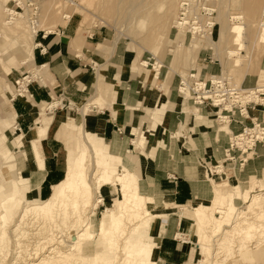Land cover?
Segmentation results:
<instances>
[{"label":"rangeland","instance_id":"rangeland-1","mask_svg":"<svg viewBox=\"0 0 264 264\" xmlns=\"http://www.w3.org/2000/svg\"><path fill=\"white\" fill-rule=\"evenodd\" d=\"M182 1L183 0H174L172 4H168V0H0V35L2 34V31L5 32L8 29L7 27L9 25L5 23L12 21V19H15L17 17L16 15L19 14V18L24 19V21L22 22L24 23V25L32 26L35 22H39L42 25V30L36 36V44L34 46L36 47L37 41L42 37V35L57 32L58 28L66 26L68 22L73 18V21H76L80 27L77 42H84L85 37L89 36L88 32L91 29L103 28L104 30L108 31L110 37H113L114 40L105 43V45L99 48L100 50H104L107 54L109 53L110 55L113 50L109 51V49L118 39V41L122 42L120 45L121 50L125 48L127 50L126 60L131 57V61L129 63L126 61V63L134 73L142 75L143 73H146L144 72V70L154 71V69L156 68L155 71H157L158 68H161L159 73L160 75L158 76V79H160L154 81L155 84L153 83V85H151V82L147 81V83H145L142 88L143 91L140 89V92L138 94L142 99V102L139 104L138 109L142 113L140 125L135 129V132L132 135L126 133V131H121V135H118L119 137H122L123 140L119 138L120 143L118 147L113 148V152L121 153L124 157H127L129 155V153L126 152L127 150H132V146L130 144L131 140H137L139 133L147 130L153 122V120L150 119L152 109L144 106L145 101L149 100L151 92H153L154 94H158L159 86L162 84L163 80H166L168 78L171 70L174 71L172 88L176 89V94H173L170 103L167 104V110L175 109L177 98L179 99V106L181 104V101L185 102L183 108L179 107L178 109L179 112L182 111V113H178V116L180 117L179 129L175 128L174 130H170L172 133H175V135H168L167 137V140L171 138V141L166 145V148L170 150L166 153L169 154L162 156L161 159L162 163L173 164H179L181 162V159L186 160L187 163L189 161L188 164L192 166V170L194 172L184 174H170L169 180L175 182L178 179V175L191 180H196L198 172L202 176L206 171H210L212 173L210 179L202 180L203 186L201 188V191L192 199L193 201L191 203L197 201L207 202L211 200L213 197L212 185L213 189L215 185L213 180L219 179L221 174L226 175L228 178H231L233 180L232 183L241 186L240 188L239 186L230 183L229 186L221 190L218 189L215 200L210 202L211 204L209 206L204 207L206 209V217L208 218L210 223L214 225L213 222L218 217H223V215H225L227 212L232 211L236 208L242 210L249 207L248 205H245L241 200L231 202V196L234 195L236 187H239L241 191H247L252 188L253 190H250L253 193H251L250 195L251 198L255 196L263 198L264 192L259 193L258 191H262V187L264 185L257 186V184H254L251 187L250 185L252 179L256 178L258 180L261 179L264 175V140H261L255 146H252V148L249 149V152H241L239 151V149H237V147L239 148L241 146H236V144L233 143L235 146L231 147L232 141L230 140V138H233L235 135H239L240 133H242L244 127L253 128L254 124H261V127H264V125L257 120V117H254L252 115L254 112L264 110V107L260 105L261 100L257 99V104H246L247 111L244 112L245 115L243 117L240 115L239 109L235 107L237 106L236 103L227 104L226 106H228V111L224 110L223 113H221V110H223V108L221 106H214V103L212 101H208L203 104H196L194 97L195 95L193 94L191 89L195 87V83H200V81H203L208 82V88L211 89L212 92H215V88H212L210 83L212 76H216L217 78L221 79L222 89L226 88L227 90H231L234 88L252 89L257 85H264V79L261 76V73L263 72L262 70H264V47L259 46L257 47L258 49L256 48L254 50V52H250V47L252 46L253 39L255 40V37L257 36L262 25L264 0H235L237 2L235 4L236 6H230L232 4H228V1L230 2L232 0H218L217 8L215 7L217 11L216 13L205 14L203 13V11H194L193 16H189L186 11H183L181 9ZM82 3L88 9L86 13H75V11H73L74 8L80 6ZM160 3L166 4L168 9L170 7V19L168 20V22L171 25V31L168 37H166L165 35L166 22L162 21L161 19L159 20V18L162 17V13L159 12ZM233 14L241 15L243 16V19L240 22L230 21V17ZM65 15L69 16V19H65ZM184 18H186V20L188 21H191V18L196 21L197 24L194 26L198 27V30L193 31V28L191 27L190 29L188 28L189 30H187V28H185V30H180V27L177 23L181 22L180 19ZM152 19L154 20V22H151ZM253 21L257 24H254ZM174 23L176 25H174ZM239 24L245 28V42L249 45V52L252 54L250 56L248 52L242 53L244 62L243 66L241 67L233 65V60H230L231 58L233 59L235 57H240L239 52L236 50L237 46L228 44L226 42V39L223 38V36L229 37L233 32H235L234 27ZM181 31H187L184 44L182 45L179 43H169L170 40L168 39H176V37L179 35V32ZM9 34L12 37L14 36V34ZM79 35L81 39L84 36V39L80 40ZM197 38H200V42L196 49L194 47V41ZM78 46L81 47L80 44ZM4 47H7V43L5 44L3 42L2 36H0V71L2 70V66L4 67V65H7L8 58L11 57L13 59H17L16 57H19L15 50L9 49V52L4 53ZM156 48L158 49L155 51ZM134 59H139V63L146 62V66H141L144 70L139 71L130 66V63L133 62ZM105 61L102 62L94 60L89 64L90 66L84 68L85 71L83 73H89L88 77H91L92 83L89 88L84 89L86 90V98H84V100L80 102H73L62 97L58 103L57 100H55L52 105H49L47 108L44 107L46 108V115L48 117H54V113L56 112V110L60 109L67 110L71 114L72 119L74 118L73 120L67 122L68 124H70V126L68 127V130L70 131V134L68 135L70 136V140L68 142L70 152H67L68 161L70 164L74 162L78 155V152L84 147L83 131L80 128L81 126L79 127L78 125L79 119H82L80 117L84 116L87 118L88 116L96 114V112L100 110L97 107L98 105H93L92 102H88L95 95V85L97 82L96 77H99L101 75L104 78L105 82L114 85L112 74L115 72V70L113 68H110L108 64H105ZM43 72V68L38 70L36 66L34 67L32 65L26 64L21 66L17 70L11 71V75L8 78L1 76L2 72H0V107L2 99L7 95H9V97H11L12 99L17 97L24 98L23 96H20V93L14 94L13 92H11L10 87L12 83L16 82L18 88L27 89L28 82H30L34 78L37 79ZM184 73H186V75H189L186 77ZM151 75L152 74L149 73L150 78ZM192 75L195 76L191 77ZM30 76L32 77L30 78ZM245 77H250L253 80L254 86H245ZM185 85L190 86V93L188 92L189 96L187 95V93L183 94L180 92L181 89L185 88ZM104 88L105 87L103 86V89ZM103 89H101V92H105V97H107L109 95L108 93L110 92V89H107V91H104ZM129 92L130 99L136 100L137 94L135 93V91L130 89ZM159 92H162L160 94L164 93L162 89H160ZM199 101L200 100H198V102ZM103 110H105V107L103 108ZM195 110L197 111L195 112ZM187 111H191V114L195 112L197 115H201L204 118L213 117L212 127L206 129L204 127L206 125H204L203 127H201L202 132L204 133L200 132V126L196 127L195 116L192 118L193 120H191L189 123L187 122ZM232 111H235V114H233ZM167 113L168 115L164 118L163 122V125L165 126H163V131L166 134L168 133V121L170 114L169 111ZM1 114L2 113L0 111V116ZM55 121H57V119L53 118L52 124H54ZM183 122L184 124H182ZM241 123H243V125ZM0 124H2L1 121ZM224 125H228V128H224ZM91 126L96 128L98 127V124H94ZM234 126H238L241 128L236 132ZM10 130L11 132H5V135L9 139H13L18 136H14V127ZM166 134L165 136L157 138V140L163 139V141H165ZM200 134H209L214 136L220 135L226 138L228 141L227 149L225 150V152H221L220 155L217 156V158L209 156L207 160H204L202 157H200V151L196 150V145L194 143V137ZM206 136L207 135H204V137ZM96 141H98V139L93 138V142ZM154 141L156 142V144H158V141ZM177 142L183 145L180 156H178L176 152V146L178 145ZM260 145H262L263 147L260 148L258 152L257 148ZM227 150H230L231 152H227ZM15 151L12 150V152ZM15 153L17 156V161H23L24 154L22 152ZM21 167L18 168L22 171ZM131 167L133 168V166ZM218 167H221L219 169L221 171L220 173H218ZM113 174L119 175V173ZM150 181V177H142L140 180V191L144 196L154 199L152 200L154 205L153 210L156 208L158 214L155 213V216H159V214H161L163 211L158 210V208H167V206H164V203L168 198L164 199L158 188L157 190H155L154 188H150L148 186ZM220 184L221 183H219L218 185ZM111 189V187H108L103 194L106 199L105 204L99 207V210L95 215L91 216L95 227V233L101 232V220L103 218V215H105L106 209H113V206L115 205L114 200L118 197L111 195ZM218 197H220V200H218L217 202ZM191 203L180 205L182 207H178V210L175 207H169L166 212L168 215L166 221L170 228V232L168 234H170V236H174V233L177 232L176 239L179 242H186V246L188 248L185 258H183V260H181V262L177 264H216L218 262V264H264V257H260L259 259L257 258L255 261L253 259L251 261L254 262L251 263L249 259L245 260V258H243V254L239 252L237 248V239H233L234 245L231 243L227 244V249H225L226 252L224 250L225 255L223 253L216 257H213L211 255L212 253L210 252L209 256H206L207 254L203 245L206 246L208 244H211L208 243L207 240H205V242H200V244H196L189 229L191 221L188 220L185 223L182 221L185 215H191V210L188 207V205ZM9 212V221H7L8 224L6 223V227L4 230L5 233L0 235V264H32V262L36 258V256L34 257L36 251H39V257L42 256V253L43 255H46V250L42 252L38 250L43 247L44 243L46 242L45 240H43L44 235L39 230L40 228L38 229V225H31V222L29 221H27L24 226L19 227L17 223L21 221L20 215L22 212V204H20L18 210L13 208ZM5 218L7 219L8 217ZM166 221L164 223H166ZM160 222H162L161 219L160 221H156V224L158 223L157 225L159 226H156L154 234L152 235L151 242L147 238L149 231L147 233L146 230L139 232L138 235L133 236V238L135 237L134 243H136V245L138 246V244H140V239L136 240V238H142L143 236L144 242H141L142 246H153L154 248L156 247V250H158L157 246L161 241L160 233H162V225L160 224ZM214 227L215 226H212L211 228ZM16 229H19L18 231L20 232H18ZM36 230L41 235H39ZM159 230L161 231L160 233H158ZM221 230L222 228L220 229V233H217L216 236H221ZM62 232L63 231H61L60 235L58 236L61 241H66L67 232ZM38 235L39 239L36 238ZM260 235L256 234L255 239L258 238V240H264L262 239L264 238V236L261 237ZM36 241H39V244L36 243ZM256 241L257 240L253 241L247 246L245 245V247H248L247 251H249L251 255L255 257L261 251L260 248L256 249V244L254 243ZM124 243L126 242L124 241ZM146 252L148 251L146 250ZM158 252L157 260L159 259ZM227 253L229 255H227ZM191 255L192 259L190 261ZM119 256L120 257L118 261L121 262L120 264H123L122 261L124 255L120 253ZM207 258L208 260H206ZM110 259L112 260L113 256H111ZM153 260L154 255H152L150 258L146 255L144 256V261L147 264H151ZM89 261V264H95V262L91 261V259ZM96 262H98V264H103L105 261L102 258ZM157 264H159L158 261Z\"/></svg>","mask_w":264,"mask_h":264},{"label":"bare ground","instance_id":"bare-ground-1","mask_svg":"<svg viewBox=\"0 0 264 264\" xmlns=\"http://www.w3.org/2000/svg\"><path fill=\"white\" fill-rule=\"evenodd\" d=\"M173 1L174 0H168V4H172ZM208 2H212L214 8H217L218 0H208ZM229 3L232 4L230 6H236L235 4L237 2L232 0L230 2L228 1V4ZM169 9L166 4H159V12L162 13V17H160L159 20L161 19L166 22V37H168L171 31V25L168 22L170 19ZM87 10V7L82 3L80 6L74 8L73 11L78 14H85ZM16 16L17 17L12 19V21L5 23L9 25L7 27L8 29L6 28L7 31H2L0 35L2 36L3 42L5 44L7 43V47L3 48V52L7 53L9 49H11L15 50L19 55V57H16L17 59L8 58V66H2V70L0 71L2 72L1 76L6 78L11 75V71L17 70L25 64L34 66L33 59L36 36L42 30V25L39 22H35L32 26H27L22 23L24 19H20L19 14ZM64 17L65 19H69L67 15ZM242 19L243 16L237 14H233L230 17V21L234 22H240ZM180 20L181 22L177 23L180 30H185V28L189 30L190 27L193 28V31L198 30V27H195V24L186 20V18ZM151 22H154V20L152 19ZM254 24L257 23L254 22ZM174 25L176 24L174 23ZM234 29L235 32L229 37L227 36L228 39L225 36H223V38L226 39L228 44L237 46L236 50L239 52L240 57L228 59L233 60V65L241 67L244 62L242 57L243 52H248L251 56V53L254 52L257 47H264V25L262 21L260 30L255 40L253 39L252 46L250 47L251 53L249 52V45L245 42V28L239 24L235 26ZM9 33L14 34V36L12 37ZM186 33L187 31L179 32L176 39H168L170 40L169 43H179L183 45L186 39ZM194 42V47L197 49L200 38L195 39ZM157 49L158 48H156L155 51ZM154 70H156V68ZM157 71H159V68ZM158 74L159 72L154 74L153 77H157ZM188 75L189 74L186 75L185 73L186 77ZM261 76L264 79V71L261 73ZM170 77H172V75H170ZM259 87H264V85ZM10 90L14 94L20 93V96H23L24 99L31 104L33 109L36 110L37 115L44 117V107L47 105H37L30 99L29 95L25 96L26 88H18L17 83L14 82ZM186 93L189 96L188 91L184 90L183 94ZM4 98L5 101L12 99L9 95ZM198 117L201 118V116ZM9 119L10 120L7 121H0L7 126V124H10V121H12V118L9 117ZM212 119L213 117L209 120L210 123H212ZM44 120L45 122H49L45 117ZM200 120L201 119H199V121ZM81 127L82 131L85 132L83 123H81ZM224 128H228V125H224ZM26 143L33 144L34 150L33 154H29V157L26 159L27 168L31 170L33 163L38 164L39 167L42 168L43 157L38 150L34 136L27 140L23 135H19L13 141H9L4 137L0 138V235L5 233L6 223L9 221V211L13 208L18 210L20 204H22L21 221L17 224L19 227H22L29 221L31 225H38V229L40 228L39 230L44 235L43 240L46 241L44 246L38 249L40 252L46 250V255L42 253V256L39 257L40 253L36 251L34 255V257L36 256L35 260H31L33 261L32 264H89L90 259L95 262V264H98L96 261L102 258L105 261L103 264H120L121 262L118 261L120 253L124 255L123 264H147L144 261L145 255L149 258L154 255V260L151 264H157L158 250L155 249L156 247L142 246L141 242H144L143 236L142 238H136V240L140 239V244L137 246L136 243H134L135 237L133 238V236L147 230V233L149 231L147 238L151 242L154 230L156 226H159L157 225L158 223L156 224V221H160L161 219L162 222H160V224L163 225L167 220V209H169V207H175L178 210L177 206L166 204L167 208H158V210L163 212L159 214V216H155L157 209L155 208L156 210H153V201L140 195L138 184L133 182L130 174L126 171H121L119 175H114L109 170L111 166L118 165L120 159L110 156V160L108 161V156L105 155L106 153L102 151V148L93 146L87 137H84V147L80 149L72 164H66L64 162L65 153L61 152L60 163L65 170L66 177L62 182L54 186L52 194L47 200L43 202L38 201L36 198H33V191L28 190L25 183H23L25 178L22 174L19 175L17 156L16 153L12 152L14 145L17 149L25 147ZM141 144L143 145L142 141ZM151 156L153 158V152H151ZM220 168L221 167H218V173L221 172L219 170ZM219 178L222 179V182L219 180L221 182L218 186L219 190L229 186L230 182L227 181L225 175L221 174ZM108 187L112 188L111 195L118 197L114 200L115 205L113 209H106V213L103 215L101 220V232L95 233V227L91 216L95 215L99 207L105 204L106 199L103 194ZM262 189V191L258 192H264V186ZM250 190L252 191L253 189L251 188ZM250 190L241 191L239 187H236L234 195L231 196V202L241 200L249 207L242 210L236 208L227 212L223 217H218L213 222L214 225H212L206 217V209L204 208L211 203L196 202L188 206L191 210V215H185L182 221L184 223L188 220L191 221L189 229L192 231V234H194L196 244H200L202 241L205 242V240L211 244L206 246L203 245L207 254L206 256H209L210 252L213 257L223 254L224 250L227 249V244H233V239H237V248L239 252L243 254L245 260L249 259L251 263L257 258L264 257V240L255 239L256 234H261V237L264 236V195L263 198L259 196L251 198L250 195L252 192ZM218 200H220V197L217 198V202ZM5 217L8 218L6 219ZM212 226L215 227L211 228ZM221 228V236H216L217 233H220ZM16 230L18 231L19 229ZM61 231H63L62 233H64V231L67 232L66 241L60 240L58 235H60ZM160 232L159 230L158 233ZM39 235L36 238H38ZM254 239L257 240L254 242L256 244V249H261L256 257L247 251L248 247H245V245L247 246L255 241ZM124 241L126 243H124ZM38 242L36 241V243ZM146 250L148 252H146ZM227 255L229 254L227 253ZM111 256H113L112 260L110 259ZM253 259L254 261H251ZM206 260H208V258Z\"/></svg>","mask_w":264,"mask_h":264},{"label":"crops","instance_id":"crops-1","mask_svg":"<svg viewBox=\"0 0 264 264\" xmlns=\"http://www.w3.org/2000/svg\"><path fill=\"white\" fill-rule=\"evenodd\" d=\"M79 29V24L76 21H73L72 18L66 26L58 28L57 32L44 34L37 41L33 59L34 67L36 66L38 70L43 68L44 72L40 74L37 79L34 78L28 82L26 96L29 95L30 99H32L37 105H47L45 106L46 108L49 105H52L55 100H57L58 103L62 97L73 102H80L86 98V90L84 89L89 88L92 84L91 77H88L89 73H83L85 71L84 68L90 66L89 64L94 60L102 62L106 60L105 64H108L110 68L115 70L112 74L114 85L105 82L101 75L99 77L97 76L98 79L96 77L95 95L88 102H92L93 105H98L97 107L100 110H98L96 114L88 116L87 118L84 116L80 117L82 119H79L78 125L80 127L81 123L84 124V137H87L93 146L102 148V151L108 156V161L110 160V156L120 159L118 165L111 166L109 170L113 173L119 174L121 171H126L130 174L133 182L138 184L139 191L141 178L147 176L151 178L148 186L155 190L158 188L164 199L168 198L166 199L164 206L170 204L182 207L180 205L191 203L193 201L192 199L201 191L203 186L202 180L210 179L212 173L206 171L202 176L198 172L196 180L193 178V180H191L178 175V179L174 182L169 180L170 174L194 172L192 166L188 164L189 161L187 163L186 160L181 159L179 164L162 163V156L168 155L169 153L166 152L170 151L166 148V145L171 141V138L167 140V137L168 135H175V133H172L170 130H174L175 128L179 129L180 117L178 116V113H182V111L179 112L178 109L179 107L183 108L185 102L181 101L179 106V99L177 98L175 109L167 110V104L170 103L173 94H176V89L172 88L174 72L171 70L168 78L163 80L161 84L162 86H159V90L162 89L164 93L160 94L162 92H159V90L158 94L151 92L149 100L145 101L144 106L152 109L150 119L153 120V122L151 126L144 132L139 133L137 140H131L130 144L132 150L130 149L126 151L129 153L127 157H124L121 153H115L113 152V148L118 147L120 139L123 140L122 137L118 136L121 135V131H126V133L132 135L141 123L142 113L138 110L139 104L142 102L141 96L138 95L140 89L142 90L147 81L151 82V85H153V83L155 84L154 81L160 79H157L160 74H158L157 77H153L157 71L144 70L141 66H146V62L139 63V59H134V61L130 63V66L139 71L144 70L146 73H143L142 75L134 73L126 63V61L128 63L131 61V57L126 60L127 50L126 48L121 50L120 45L122 42L118 41V39L109 49V51L113 50L110 55L104 50H100L99 48L105 45V43L114 40L113 37H110L107 30H104L103 28L91 29L88 32L89 36L85 37V41L82 42V44L77 42ZM79 39H84V36L81 39L79 35ZM79 44L81 47L78 46ZM160 69L161 68H159L158 71L159 73ZM149 73L152 74L151 78ZM170 75H172V77H170ZM31 77L32 76H30V78ZM102 85L105 87L104 89ZM244 85L248 87L254 86L253 80L250 77H245ZM101 89L104 91L110 89V92L108 93L109 95L105 97V92L102 93ZM130 89L134 90L137 94L136 100L130 99ZM4 99L5 98L2 99L0 107L2 113L0 120L7 121L10 120V117L13 122L10 121V124H7V126L6 124H0V137L13 141L17 136L13 139H9L5 135V132H11L10 129L13 127L15 129L14 136L23 135L27 140L33 136L35 137L36 145L43 157L42 168L34 163L31 170L27 168L26 159L29 157V154H33L34 152L33 144L26 143L25 147L17 148L18 150L14 145L12 150L24 154L23 161L18 162V167L22 166V171L19 169V175L22 174L25 178L23 183H25L28 190L33 191V198L43 202L51 196L54 186L62 182L64 180L63 178L66 177L65 170L60 163V154L61 152H64V162L70 164L67 154V152H70L68 147V142L70 140V136H68L70 134L68 127L70 124L67 122L74 118L72 119L71 114L67 110L60 109L56 110L54 117H48L46 115V108H44V117L49 120V122H45L44 117L38 116L36 110L33 109L26 99L18 97L10 99L9 101H5ZM104 107L105 110H103ZM168 111L170 114L168 133L166 134L163 131V122L164 118L168 115ZM196 111L197 110H195V112ZM195 112L191 114V111H187L188 123L193 120L192 118L195 116L196 127L200 126L199 129L204 125L207 126H204L206 129L212 127L213 122L210 123L209 121L211 117L204 118L201 115H197ZM252 115L257 117V120L264 125V110L254 112ZM198 116H201V118ZM53 118L57 119L54 124H52ZM199 119L201 120L199 121ZM94 124H98V127L94 128L91 126ZM182 124H184V122ZM80 128L82 129V127ZM240 128L241 127L234 126L236 132L239 131ZM200 132H202V128L200 129ZM165 134V141H163V139H159L160 141L157 140V138L165 136ZM204 135L207 136L204 137ZM204 135L200 134L194 137L196 150L200 151V157L207 160L209 156L217 158L221 152H225L228 145L226 138L220 135ZM140 137L143 145L141 144ZM93 138L98 139V141L93 142ZM154 140L158 141V144H156ZM182 147L183 145L181 143H178L176 146L178 156H180V152H182ZM262 147V145L258 146L257 151L259 152ZM151 152H153V158ZM131 166H133V168ZM225 178L229 180L230 183L233 182V180L226 175ZM219 180L222 182L221 178L213 180L215 183L214 189L211 182L213 194L212 199L207 202H197L210 203L215 200L219 186L218 184L221 183ZM254 184H257V186L264 185V175L261 179H252L250 187ZM234 185L241 188L238 184ZM140 195L154 200L151 197L141 194V191ZM161 231V241L157 246L159 250L158 263H180L181 260L185 258L188 250L186 242H179L176 239L177 232L174 233V236L168 234L170 228L167 221L162 225ZM190 232L192 234V231ZM192 236L194 238V234H192ZM191 259L192 255L190 261Z\"/></svg>","mask_w":264,"mask_h":264},{"label":"built area","instance_id":"built-area-1","mask_svg":"<svg viewBox=\"0 0 264 264\" xmlns=\"http://www.w3.org/2000/svg\"><path fill=\"white\" fill-rule=\"evenodd\" d=\"M211 3L212 2L209 3L208 0H193V2L192 0H183L181 2V9L186 11L189 16H193L194 11H203L205 14L216 13V8H214V4ZM262 21L264 25V14L262 16ZM190 22L195 25L197 24V22L192 18ZM193 76L195 75H192L191 77ZM210 83L212 88H215V92H212V90L208 88V82L200 81V83H195V87L191 90L195 95L196 104H203L205 102L212 101L214 106H221L223 108V110H221V113H223L224 110L228 111V106H226L227 104L236 103L237 106H234L239 109V113L242 117L245 115L244 112L247 111L246 104H257V99H260V105L264 107V87H259V85H257L252 89H222L221 79L216 76H212ZM184 90H189L188 92L190 93V86L185 85V88L181 89L180 92L183 93ZM198 100L200 101L198 102ZM232 112L235 114V111ZM241 124L243 125V123ZM230 140L232 141L231 147H234L235 145L233 143H235L236 146H241L239 148L237 147L239 151L249 152V149H251L252 146H255L261 140H264V127H261V124H254L253 128L244 127L242 133L235 135L233 138H230ZM227 152L231 151L227 150Z\"/></svg>","mask_w":264,"mask_h":264}]
</instances>
